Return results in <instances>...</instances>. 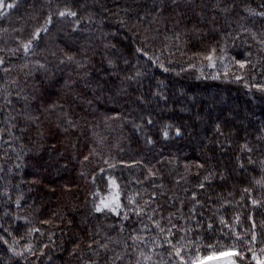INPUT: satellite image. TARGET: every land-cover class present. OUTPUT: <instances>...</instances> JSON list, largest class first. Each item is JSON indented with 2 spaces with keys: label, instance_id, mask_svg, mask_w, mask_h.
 Segmentation results:
<instances>
[{
  "label": "trees",
  "instance_id": "1",
  "mask_svg": "<svg viewBox=\"0 0 264 264\" xmlns=\"http://www.w3.org/2000/svg\"><path fill=\"white\" fill-rule=\"evenodd\" d=\"M4 4L0 264L264 261V0Z\"/></svg>",
  "mask_w": 264,
  "mask_h": 264
},
{
  "label": "rangeland",
  "instance_id": "2",
  "mask_svg": "<svg viewBox=\"0 0 264 264\" xmlns=\"http://www.w3.org/2000/svg\"><path fill=\"white\" fill-rule=\"evenodd\" d=\"M231 253H219L217 255L210 256L203 261V264H223L224 261H232ZM255 264H264L263 260H256Z\"/></svg>",
  "mask_w": 264,
  "mask_h": 264
},
{
  "label": "snow or ice",
  "instance_id": "3",
  "mask_svg": "<svg viewBox=\"0 0 264 264\" xmlns=\"http://www.w3.org/2000/svg\"><path fill=\"white\" fill-rule=\"evenodd\" d=\"M3 7H5L4 0H0V8H3ZM7 7L11 8V7H13V5L12 4H8ZM70 14L71 15H75V13H70ZM61 15H64V13H61ZM261 15H264V13H261ZM29 46H30V42H29V44L24 45V48H25L26 51L29 48ZM207 59H209L211 61L212 57L209 56V57H207ZM240 66L244 67V64H241ZM165 70H167V69H165ZM261 90L264 91V89H261ZM177 134H179V133H177ZM165 135H167V134H165ZM104 207L107 208L108 205H105ZM117 207H119V206L117 205ZM102 210H103V208H101L99 206L96 209V211H98V212H100ZM112 210L114 211L115 209H112ZM223 264H231V261H224Z\"/></svg>",
  "mask_w": 264,
  "mask_h": 264
}]
</instances>
